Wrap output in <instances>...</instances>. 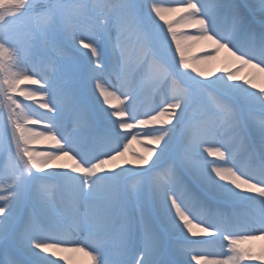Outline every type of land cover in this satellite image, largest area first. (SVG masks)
Returning <instances> with one entry per match:
<instances>
[{
	"label": "snow or ice",
	"instance_id": "obj_1",
	"mask_svg": "<svg viewBox=\"0 0 264 264\" xmlns=\"http://www.w3.org/2000/svg\"><path fill=\"white\" fill-rule=\"evenodd\" d=\"M244 66L264 76V0H0V264H264Z\"/></svg>",
	"mask_w": 264,
	"mask_h": 264
},
{
	"label": "bare ground",
	"instance_id": "obj_2",
	"mask_svg": "<svg viewBox=\"0 0 264 264\" xmlns=\"http://www.w3.org/2000/svg\"><path fill=\"white\" fill-rule=\"evenodd\" d=\"M203 51H210V50H203ZM191 54L192 55H202L203 52L199 47H193L191 49ZM223 57H224V54L221 53V56L216 61L211 62V66H212L213 71H215V69L220 66ZM216 74L219 75L218 72ZM238 75L240 77L254 76L255 77L254 82L258 86L257 89H255L256 91L259 90V87H264V76L259 74L255 69H252L248 66H244L240 69ZM104 79L107 80V77H105ZM36 99H39V97L37 96ZM25 101L27 104L31 103V101H27V100H25ZM101 103H102V101H101ZM33 107H37V105H33ZM39 111H44V110L40 109ZM44 123H46V121H44ZM44 123L41 122V124L36 125L34 130L35 131H42ZM128 131H131L133 134H135V132H136V130H128ZM129 139H131V137H129ZM138 139H140V137H138ZM52 144H53V142L50 140H46L42 137H37L34 140V142L30 145V147L34 148L36 150H39V151H45L48 148H50L52 146ZM132 153L142 154V146H141V144L137 143V141H132L129 144V149H128V152L126 153V158L131 159ZM205 155H207V154L205 153ZM208 159H216V158L208 157ZM57 163H71V162L68 161L67 158H64L61 161H57ZM243 246L251 247L253 249V251L259 253L262 250V248H264V240L258 239L255 241L245 242V244ZM69 247H71V246H69ZM215 250L217 252H219V251H222L223 249H221L219 245H216ZM59 256L65 257L66 259L60 260ZM59 256L58 257H52V259L58 260V264H89L88 258L85 257L82 253L66 251V252L59 253ZM188 259H191V255H189ZM193 264H194V262H193Z\"/></svg>",
	"mask_w": 264,
	"mask_h": 264
},
{
	"label": "rangeland",
	"instance_id": "obj_3",
	"mask_svg": "<svg viewBox=\"0 0 264 264\" xmlns=\"http://www.w3.org/2000/svg\"><path fill=\"white\" fill-rule=\"evenodd\" d=\"M19 99L23 100V97H19ZM151 102H152L151 98H145V99H143V100L141 101L142 110H143L144 108H146L147 106H149V105L151 104ZM24 103L27 104L26 101H24ZM4 119H5V122H6V121H7V112H5V117H4ZM43 123H44V122H43Z\"/></svg>",
	"mask_w": 264,
	"mask_h": 264
}]
</instances>
